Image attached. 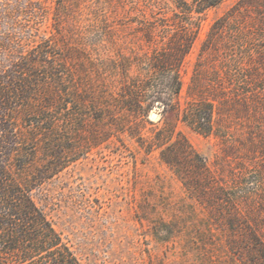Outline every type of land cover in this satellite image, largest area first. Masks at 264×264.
Returning <instances> with one entry per match:
<instances>
[{
  "label": "rangeland",
  "instance_id": "1",
  "mask_svg": "<svg viewBox=\"0 0 264 264\" xmlns=\"http://www.w3.org/2000/svg\"><path fill=\"white\" fill-rule=\"evenodd\" d=\"M0 1L42 75L21 174L83 264H264V0Z\"/></svg>",
  "mask_w": 264,
  "mask_h": 264
},
{
  "label": "trees",
  "instance_id": "2",
  "mask_svg": "<svg viewBox=\"0 0 264 264\" xmlns=\"http://www.w3.org/2000/svg\"><path fill=\"white\" fill-rule=\"evenodd\" d=\"M220 1L193 0L188 9L202 12ZM7 7L0 4V9ZM40 53L33 55L42 60L45 53ZM41 76L24 58L9 65L0 62V264H83L35 203L31 192L47 174L22 176L24 164L16 157L21 137L7 118L9 108L28 102Z\"/></svg>",
  "mask_w": 264,
  "mask_h": 264
},
{
  "label": "water",
  "instance_id": "3",
  "mask_svg": "<svg viewBox=\"0 0 264 264\" xmlns=\"http://www.w3.org/2000/svg\"><path fill=\"white\" fill-rule=\"evenodd\" d=\"M153 116H156V114L154 113Z\"/></svg>",
  "mask_w": 264,
  "mask_h": 264
}]
</instances>
